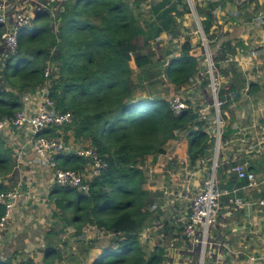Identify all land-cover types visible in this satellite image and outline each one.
Listing matches in <instances>:
<instances>
[{
	"label": "trees",
	"instance_id": "trees-1",
	"mask_svg": "<svg viewBox=\"0 0 264 264\" xmlns=\"http://www.w3.org/2000/svg\"><path fill=\"white\" fill-rule=\"evenodd\" d=\"M146 1L68 0L53 17L48 11L36 14L32 27L19 36L16 54L0 49V118L25 108L24 93L37 95L44 87V71L49 63L53 68L48 97L57 110L70 112L72 121L42 136L61 137L67 147L70 138L78 145L87 143L107 164L90 184L88 193L56 186L50 193L60 210L71 215L69 224L76 235L86 227L102 235L100 241L96 236L87 242L84 235L76 240L80 253L89 256L91 250L97 251L90 264H167V237L149 256L141 246L144 231L159 222L158 210L150 207L152 195L144 187L142 163L149 156L164 153L167 143L182 132L187 135V156L192 165L202 158H212L215 151L214 134L207 129L211 123L201 121L191 103L182 101L176 115L171 100L136 95L139 90L146 92V83L152 86L168 82L179 89L194 81L199 72V59L191 54L189 42L181 46L178 57L167 63L151 51L163 35L178 37L179 19L192 11L189 1L160 0L144 11ZM194 3L213 74L224 80L218 93V99L224 102L220 118L227 122L222 128L223 145L236 134L230 108L247 85L234 62L237 51H241L238 47H245L242 41L231 39L228 32L214 28L219 4ZM131 61L138 70L135 81ZM204 70L207 73V68ZM206 77L204 86L208 84ZM258 90L251 83L247 93L257 94ZM231 94L236 96L234 101L230 100ZM13 156V150L0 138V192L10 189L2 177L12 171ZM56 158L63 170H82L88 164L72 154ZM234 165L231 160L223 161L220 151L216 177L221 188L231 191L248 185L236 174H227ZM259 168H264L262 160L251 161L250 170ZM4 213L5 207L0 205V220ZM54 227L55 223L51 224L42 239L44 264H54L62 257L53 242L57 236ZM71 261L82 264L73 258ZM20 264L35 263L28 260Z\"/></svg>",
	"mask_w": 264,
	"mask_h": 264
},
{
	"label": "crops",
	"instance_id": "crops-1",
	"mask_svg": "<svg viewBox=\"0 0 264 264\" xmlns=\"http://www.w3.org/2000/svg\"><path fill=\"white\" fill-rule=\"evenodd\" d=\"M223 4L224 2L220 4V9ZM226 12L223 15L224 30H222L228 32L231 39L242 41L246 47L241 50L240 54L234 56V62L237 64L239 72L247 84L245 90L241 92L239 100L234 102L230 108L234 119L232 128L234 126L233 129L237 135L238 131L236 129L238 127L240 128L239 132L242 131V128L238 126V121L240 118H244L241 113L242 110H240L243 107L242 102H246L247 107L252 108L253 114H247V118H250L251 115L253 116L258 111L264 117V78L261 79L254 75L258 73L260 68H258V65L261 64L264 58L262 56L264 54V27L253 28L247 23L242 26L239 23L240 20L237 19V16H240V9L238 8H236L235 13ZM251 83L257 85L259 89L257 94L249 95L247 93L248 85ZM23 99L25 108H32L37 100L36 96L33 94V97H31L30 93H24ZM256 106H259V108H254ZM226 125L227 122H225ZM251 133L253 132L249 128L246 136L248 144L251 143ZM183 134L180 133L173 140H170L165 146L164 153L155 157L149 156L145 158L142 163L144 174L147 172L146 169H151L152 173H154L153 177H160V173L165 169V166L175 160L179 146L185 148V157H188L186 152L188 139H185L183 144L181 142L183 140L180 138ZM5 135L10 138L5 141L7 146L13 150L15 165L12 171L2 178L4 179V185L10 186V189L19 187L20 204L15 208L12 223L9 224L7 231L4 232L0 240V263L11 262V264H20L21 262L32 260L35 264H44L45 247L41 242L44 235L37 231L36 225H34L35 222H33V218L37 215L41 217L43 210L40 208L38 210L39 213H34L33 209L37 206H47V201H49V197L51 198L52 187L55 184H52L53 180L50 172L41 169L37 164L35 154L26 143L23 131H6ZM232 142L233 140L222 145V149H226L224 152L221 151L223 161L248 159L249 163H251V161L260 160L252 156V154H239L240 149L246 150L248 146H237L239 143ZM84 146H88V144L82 143L78 145L73 138L69 140V148ZM61 155L65 154L62 153ZM229 155L233 156L232 159L229 158ZM212 158H202L203 161L205 159L211 164L209 172L212 171ZM201 163L202 161L200 160L196 164V167L199 168L198 173L201 170ZM254 172L260 179L264 176V168H259ZM227 174H229V171ZM144 187L151 195L152 192L158 190V188H150L146 184ZM166 188V186H163L162 190H166ZM233 190H236V195L247 202H253L264 195V192L260 195V191L256 189L258 194L252 193L254 189L248 185ZM152 198H154L153 202H155L154 207L156 209L159 208L158 216L160 221L151 231L154 230V236L160 245L165 241L166 237L168 238L166 257L177 259L176 264H187L184 259L196 256L197 253H188L187 244L182 239V231L175 224L181 218L179 205H174L171 211L167 209L165 211L164 206L167 203L157 200L156 198L158 197ZM188 213L189 210L185 212V218ZM31 226L33 229H31ZM181 251L182 254L180 253ZM255 254L260 258L257 264H264V211L256 207L242 210L233 209L228 206L226 198L223 197L216 223L210 232L205 264H253L249 261V257ZM179 258L183 262L179 263Z\"/></svg>",
	"mask_w": 264,
	"mask_h": 264
},
{
	"label": "built area",
	"instance_id": "built-area-1",
	"mask_svg": "<svg viewBox=\"0 0 264 264\" xmlns=\"http://www.w3.org/2000/svg\"><path fill=\"white\" fill-rule=\"evenodd\" d=\"M50 5L44 3L43 0H24L23 4L13 6L11 0H0V49L10 55L16 54L19 36L25 29L32 27L36 14L48 11L50 17L54 16L56 10L52 11ZM190 7L194 12L191 4ZM199 31L203 36L201 29ZM203 41L206 42L204 36ZM205 45L207 87L210 98L202 102L195 112L201 121L211 123L207 126V129H210L215 137V157L211 176L204 181L203 188L191 198L189 213L185 218L182 230V239L187 244V251L190 254L196 252L199 255V264H205L206 262V249L209 247L210 232L216 223L223 197L226 198L228 206L233 209L242 210L256 207L264 211V195L253 202H247L236 195V190L230 191L219 186L216 168L219 150L222 146V128L225 127V122L220 118V109L224 102L218 99V93L223 79L213 74L210 54L207 45ZM1 59L2 56L0 55V61ZM52 68L53 66L48 63L44 71L45 84L44 87L38 90L34 106L1 117L0 131H23L26 143L35 154L37 164L41 169L50 172L52 180L55 181L54 186L86 194L92 181L106 169L107 164L98 155L97 151L90 146L69 148L61 137L42 136L45 131L58 130L69 125L72 121V114L57 110L54 101L48 97L51 83L49 77ZM235 97V94H231L230 100L234 101ZM181 103L182 101L178 97L171 100V108L176 115L181 111ZM262 122L255 120L248 127V130L250 128L253 132L251 133L250 144L247 143V132H239V127L236 129L238 131L237 135L232 136L229 142L233 140V142L239 143L237 146H248L246 150L240 149L239 154H252V156L264 162V121ZM62 153L65 156L72 154L83 158L88 161V164L82 170L60 169L56 157ZM232 162L235 165L228 170L229 174H236L238 179L246 180L249 187L262 192L260 188L262 186L264 188V176L260 179L254 171L250 170L249 160L233 159ZM19 204V187L9 189L7 192H0V205L5 207L4 216L0 220V240L4 232L7 231L9 224L12 223L14 210ZM150 232L151 229L145 230L142 237L147 236ZM259 260L260 258L256 254L249 257V261L253 264H257Z\"/></svg>",
	"mask_w": 264,
	"mask_h": 264
},
{
	"label": "rangeland",
	"instance_id": "rangeland-1",
	"mask_svg": "<svg viewBox=\"0 0 264 264\" xmlns=\"http://www.w3.org/2000/svg\"><path fill=\"white\" fill-rule=\"evenodd\" d=\"M68 0H43L44 3L51 4L50 9L52 11L57 10L63 4H65ZM160 0H147L144 4V11L148 9L149 4L158 3ZM189 3L194 8V0H188ZM197 3H204L205 1H213L217 4H221L224 2L223 7L220 9L219 6L216 10V19L217 23L215 24L216 29L224 30V19L223 15L227 13L226 11H231L232 13L236 12V8L240 9V16H237L239 19V23L243 26L245 23L250 24L253 28H262L264 27V0H196ZM24 0H11L13 6H18L23 4ZM223 9V10H222ZM181 22L180 34L175 39H170L168 36L163 35L161 38V42L159 44L152 45L151 51L156 53L155 56L163 59L166 63L169 62L173 57H178L180 55L181 46L185 42H189L192 45L191 54L199 59V72L196 75L194 81L185 85L179 89L173 87L168 82H157L156 84L150 86L147 83L145 84L146 92L138 91L136 94L137 97L144 98L149 96L150 98L159 97L166 100H173L175 97L180 98L181 101H187L191 103L192 107L197 109L202 102L206 101L210 98L209 90L207 85H202L203 79L206 77L207 73L205 72L206 67V56H204L205 48L204 44L206 42L203 41V36L200 33L199 29V19L196 16L195 12L187 14L179 19ZM222 30V31H223ZM224 32V31H223ZM235 44V43H234ZM206 46V45H205ZM245 47V45H244ZM246 48V47H245ZM239 48V50L245 49ZM204 53V54H203ZM241 51H237V54H240ZM264 56V54L262 55ZM156 57H154V61ZM264 59V58H263ZM262 59L261 64L258 65V73L257 75L261 79L264 78V60ZM131 67L134 70V81L137 78L138 70L135 68L134 63L131 61ZM156 69H153L155 72ZM207 79V77H206ZM151 96H150V95ZM243 109L242 114L244 118H240L238 121V126L242 128V131L247 132L248 127L251 126L253 119L259 120L261 123L264 121L262 115L258 111L250 118H247V114H253L252 108L247 107L246 102H242ZM259 108V106L254 107ZM243 121V122H241ZM246 123V124H245ZM247 126V127H246ZM180 138L183 144L184 140L187 139V135L185 132ZM87 144V143H86ZM226 149H221L220 151L224 152ZM187 152V151H186ZM215 152V151H214ZM219 155V154H218ZM230 156V155H229ZM214 154L213 158L214 159ZM228 158V156H226ZM233 157V156H232ZM232 157L230 159H232ZM253 160V159H252ZM201 170L198 173V169L195 165H192L188 159L185 157V148L181 146L178 147V152L176 153V158L169 165L165 166V169L160 173V177H153L151 169H146L145 184L150 187H156L158 190L152 192V197H158L157 200H160L167 205L164 206V209L171 211L174 205H179V212H181V218L179 222H175L177 227L183 228L185 222V212L189 210L191 198L197 194L202 188L204 181L211 176V172H209L210 163L205 159L201 160ZM251 161V160H250ZM257 161V160H255ZM204 167V169H203ZM212 169V168H211ZM166 186V190H162V187ZM262 192H259L260 195L263 193V186L260 188ZM252 193H257L255 189ZM152 198V202L150 203V207L154 209V203ZM43 210V214L41 217L38 215L33 218L34 225H36L37 231L45 235L47 233L48 228L51 227V224L55 223L54 233L57 234L54 238L55 248L60 251L62 257L60 259H55L54 264H72L74 263L72 258L77 262L82 264H90L93 257L96 255L97 251L91 250L90 255L87 256L83 253L79 252V244L76 242L78 237L82 236L84 239L89 242L93 241L96 236L97 240H102V235L99 234L96 230L90 229L88 227L84 228L81 231V235H76V231H73V227L69 224V217L71 216L68 213H64L60 210L59 206L54 202L53 198L49 197V201H47V206L44 207L37 206L34 207V213H39V209ZM155 210V209H154ZM159 211V208H157ZM161 210V209H160ZM157 212V211H156ZM157 214V213H156ZM39 221V222H38ZM160 221V218H159ZM162 221H164L162 219ZM38 223V224H37ZM31 229L32 226H31ZM89 237V238H87ZM37 242V241H34ZM43 243V240L41 241ZM158 241L154 236V230L148 233L147 236H143L141 239V246L144 253L149 256L152 253V250L155 249ZM44 245V244H43ZM159 245V243H158ZM75 247V249H73ZM81 250V248H80ZM207 251V249H206ZM182 254V251L180 252ZM200 257L197 254L196 256H190L188 259H184L187 264H199ZM177 259L169 258L167 264H176ZM173 262V263H172ZM179 263L183 262L182 260H178Z\"/></svg>",
	"mask_w": 264,
	"mask_h": 264
},
{
	"label": "water",
	"instance_id": "water-1",
	"mask_svg": "<svg viewBox=\"0 0 264 264\" xmlns=\"http://www.w3.org/2000/svg\"><path fill=\"white\" fill-rule=\"evenodd\" d=\"M0 138L3 139V140H9L10 139L8 136L5 135V131L4 130L0 131ZM52 184L54 185L55 181H52Z\"/></svg>",
	"mask_w": 264,
	"mask_h": 264
}]
</instances>
